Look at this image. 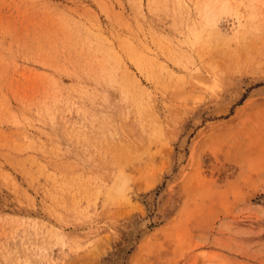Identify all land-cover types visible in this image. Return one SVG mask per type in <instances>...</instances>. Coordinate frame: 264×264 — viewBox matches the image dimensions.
I'll use <instances>...</instances> for the list:
<instances>
[{
    "label": "rangeland",
    "instance_id": "rangeland-1",
    "mask_svg": "<svg viewBox=\"0 0 264 264\" xmlns=\"http://www.w3.org/2000/svg\"><path fill=\"white\" fill-rule=\"evenodd\" d=\"M0 264H264V0H0Z\"/></svg>",
    "mask_w": 264,
    "mask_h": 264
},
{
    "label": "bare ground",
    "instance_id": "bare-ground-1",
    "mask_svg": "<svg viewBox=\"0 0 264 264\" xmlns=\"http://www.w3.org/2000/svg\"><path fill=\"white\" fill-rule=\"evenodd\" d=\"M118 189H121V187H119Z\"/></svg>",
    "mask_w": 264,
    "mask_h": 264
}]
</instances>
